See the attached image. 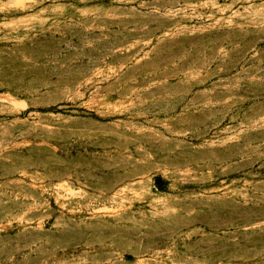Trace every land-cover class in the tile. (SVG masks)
<instances>
[{
	"label": "rangeland",
	"instance_id": "1",
	"mask_svg": "<svg viewBox=\"0 0 264 264\" xmlns=\"http://www.w3.org/2000/svg\"><path fill=\"white\" fill-rule=\"evenodd\" d=\"M0 264H264V0H0Z\"/></svg>",
	"mask_w": 264,
	"mask_h": 264
}]
</instances>
